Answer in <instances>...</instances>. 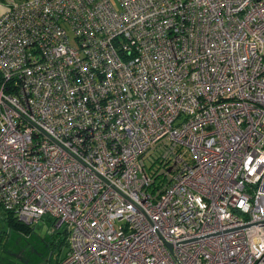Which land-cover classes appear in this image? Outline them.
<instances>
[{"label":"built area","instance_id":"1","mask_svg":"<svg viewBox=\"0 0 264 264\" xmlns=\"http://www.w3.org/2000/svg\"><path fill=\"white\" fill-rule=\"evenodd\" d=\"M0 208L57 264H264V0H0Z\"/></svg>","mask_w":264,"mask_h":264},{"label":"rangeland","instance_id":"2","mask_svg":"<svg viewBox=\"0 0 264 264\" xmlns=\"http://www.w3.org/2000/svg\"><path fill=\"white\" fill-rule=\"evenodd\" d=\"M5 215V211L0 208V264H46L44 259L51 253L45 247L44 241L51 232L62 231L63 227L55 229L52 219L44 216L47 225L42 220L36 222L32 225L30 235L26 236L11 226ZM55 235L59 240L64 236L62 232H56ZM62 247L61 255L67 250L66 246ZM54 259L55 256L51 264H54Z\"/></svg>","mask_w":264,"mask_h":264},{"label":"crops","instance_id":"3","mask_svg":"<svg viewBox=\"0 0 264 264\" xmlns=\"http://www.w3.org/2000/svg\"><path fill=\"white\" fill-rule=\"evenodd\" d=\"M42 221H44L47 225V222H46V219H41ZM40 221V220H39ZM35 225V224H34ZM33 228V227H32ZM22 232V231H21ZM31 233V232H30ZM23 235H30L29 233H25V232H22ZM51 235L49 236V238H46L44 243H45V247L50 251V255L47 256L44 261L46 262V264H51V261L53 260L54 256H55V259H54V264H57L59 262V260L65 255V253L63 255H61V252H62V246H66L67 245H63V244H60V240L58 238H56V235H55V232H51L50 233ZM46 237V236H44ZM61 251V252H60ZM67 251V250H66Z\"/></svg>","mask_w":264,"mask_h":264},{"label":"trees","instance_id":"4","mask_svg":"<svg viewBox=\"0 0 264 264\" xmlns=\"http://www.w3.org/2000/svg\"><path fill=\"white\" fill-rule=\"evenodd\" d=\"M4 211L6 213L5 217L10 222V225L12 227L18 229L19 231L25 232V233H29L31 230H33L32 226L22 224L20 221H18L11 211H7V210H4ZM54 232L56 233V232H61V231L56 230ZM60 244H66L64 236L61 238Z\"/></svg>","mask_w":264,"mask_h":264}]
</instances>
